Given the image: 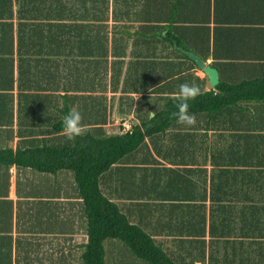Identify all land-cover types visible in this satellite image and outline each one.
I'll return each mask as SVG.
<instances>
[{
    "label": "trees",
    "instance_id": "16d2710c",
    "mask_svg": "<svg viewBox=\"0 0 264 264\" xmlns=\"http://www.w3.org/2000/svg\"><path fill=\"white\" fill-rule=\"evenodd\" d=\"M3 1L11 12L2 17L13 20L14 0ZM75 1L15 0L19 5L21 58L24 56L20 62L21 91L24 88L25 91H48L59 80V69L67 59L72 65L77 52L92 48L95 51L99 48V52L93 53L98 59L96 63L105 65V71L100 72L99 88L105 87L106 91L107 84L104 82L103 87L102 83L108 76L110 2L91 0L97 12L88 18L86 12L82 17L93 19L96 25L85 27L74 21L82 8L79 0ZM3 27V39L15 41L14 23H5ZM85 31H89L86 40L82 38ZM113 34L124 38L123 31L114 30ZM171 36L172 33H168L164 41L174 46ZM177 41L179 48L201 55L183 39L177 37ZM179 54L190 60L183 52ZM214 66L221 70V82L216 89L206 92L204 82L200 81L202 94L190 102L189 111L196 117V124L192 126L177 123L179 97L173 92L179 88L171 89L170 85L159 89L170 92L171 96L164 98V109L153 118L149 112L151 95L138 100L114 97L128 107L124 109V116L130 117L131 109H137L135 120H130L132 128L117 135H108L104 128L108 123L107 106L96 109L97 105L107 102V97L20 96L18 135L22 136L24 127L29 124V136L16 149L0 147V163L7 168L17 166L30 169L34 175L42 174L53 196L60 198L63 194L78 202L76 211L87 235L86 243L81 246L83 264H107V241L121 242L137 262L143 264H207L208 260V264H264V111L254 113L251 109L252 103L264 104V77L232 83L225 78L220 65ZM47 67L50 72L46 71ZM32 68L36 74L32 75ZM24 69H28L29 75L26 71L24 74ZM71 75L74 79V74ZM12 80L14 89L15 79ZM142 82L149 85L148 78ZM71 83L69 79V86L64 88L69 93L77 87ZM139 83L138 79L136 85ZM84 87L78 86L77 91L82 92ZM136 91L141 89L137 86ZM4 100L0 97V124L13 126L15 113L13 110L5 113L8 102ZM60 103L62 108H59ZM32 105L43 106L45 111L39 112V107L30 121L26 114ZM72 109L81 113L84 130L70 140L64 131L63 118ZM49 121L50 127L46 129V126L38 134L30 127V124ZM10 132L13 133V129ZM210 132L215 134L209 137ZM162 162L183 166L161 169ZM208 163L214 166L210 175L207 169L196 168ZM149 174L160 178L167 174L169 182L166 187L157 189L153 182H147ZM209 177L210 191L205 187ZM197 179L202 181L198 183ZM207 201L212 205L210 244L203 240L208 230ZM157 214L189 220L183 225V232L192 240L187 242L190 245L183 246V252L175 261L164 254L162 246L143 228H146L143 221ZM150 223L151 220L147 222L148 227ZM153 231L158 232V227ZM216 236L220 239H213ZM251 240L257 241L260 248ZM251 245L259 249L257 253L251 252Z\"/></svg>",
    "mask_w": 264,
    "mask_h": 264
},
{
    "label": "crops",
    "instance_id": "0c3cea01",
    "mask_svg": "<svg viewBox=\"0 0 264 264\" xmlns=\"http://www.w3.org/2000/svg\"><path fill=\"white\" fill-rule=\"evenodd\" d=\"M84 1L87 2L84 3ZM79 2L82 8L76 13L77 17L74 21L78 25L93 27L96 25L93 24L94 20L87 18L95 15L96 8L91 0H79ZM109 2L108 76L102 83L103 87L105 83L107 84L106 91L105 87L102 90L99 88L100 72L105 71V65L96 63L97 57L95 58L93 53L99 52V48L96 51L92 48L77 52L76 62H72V65L66 58V64L63 66V63V67L59 69V80L53 83L52 88L48 84H43V87L51 89L39 92L38 89H32V91H25V88L24 91L19 89L20 62L24 57L21 58L18 38L20 36L19 5L14 0L13 8L11 7L14 19L10 20L8 17H2V15L9 16L11 10L8 6L5 8V2L0 0V97L8 102L5 113H10L11 110L15 113L13 126L0 124V147L16 149L29 136V124L24 127V134L18 135L17 117L21 95L38 94L57 97L67 94L107 97V102L97 105L96 109H104L107 106L108 123L104 128L108 135H117L125 134L132 128L130 120H135L134 113L137 109H131L133 113L130 117L124 116V109L128 107L122 104L120 98L114 100V97H133L138 100L151 95L149 112L153 118L156 113L164 109V98L171 96L170 92L159 90L165 86L170 85L171 89L173 87L177 89L185 82H195L200 85L202 81L206 92L216 89L217 87L211 88L208 77L190 61L191 59L188 60L179 54V51H182L178 47L177 37L206 57L205 59L196 54L218 70L220 82L221 70L214 65H220L225 78L232 83L264 77V0H109ZM102 10L105 12V9ZM86 12L87 18L84 19L82 16ZM10 22L14 23L15 41L13 42L3 39L5 34L3 25ZM114 30L123 31L124 38L121 39L119 34L114 35ZM88 32H83V39L89 38ZM168 33L176 36V38L172 36V39L170 38V41H174V46L169 41L168 43L164 41ZM78 38L76 36V40ZM25 48L24 46L22 49L24 54ZM63 48L66 49V47ZM64 54L67 55L66 50ZM25 71L29 75L28 69H24V74ZM46 71L50 72V69L47 67ZM31 73L36 74L33 68ZM71 74H74V79ZM13 78L15 79L14 89H12ZM147 78L148 86L145 85L146 82H142ZM69 79H72L73 86H77L70 93L64 89L69 86ZM138 79L141 83L136 85ZM89 82L90 85H87ZM78 86H85L82 92L77 91ZM137 86L141 89L140 92L136 91ZM86 87H88L87 90ZM93 88L96 90L92 91ZM38 108L39 112L45 111L43 106ZM38 108L32 105L31 109L27 110L26 116H29L30 121L35 117ZM59 108H62L61 103ZM251 109L254 113H261L264 111V104L252 103ZM50 123L51 121L30 124V127L38 134L44 131L46 126V129L49 128ZM10 129H13V133ZM212 134L215 133L210 132L208 136ZM162 164L161 169H178L183 166L171 162H162ZM196 168L207 169L210 175L214 166L208 163L205 166L198 165ZM33 175L34 172L30 169H20L17 166L7 168L0 163V264H83L80 257L87 235L76 211L78 202L66 198L63 194L60 198L53 196L48 192L52 188L43 180L45 179L43 175ZM141 176L143 178L142 173ZM202 180H198V183ZM147 182H153L155 186H158L157 189H160V187H166L169 178L167 174L162 178L149 174ZM32 185L36 186L31 187ZM205 187L210 191V177ZM206 204L208 230L203 240L210 244L212 205L210 201ZM149 220L151 223L148 227ZM187 222L189 220L185 217L168 218L157 214L146 222L143 221L146 225V228L144 226L143 228L151 234L158 245L162 246L164 254L175 261L178 254L183 252V246L190 245L187 242L192 240L190 235L183 232L185 228L183 225ZM154 227H158V232L153 231ZM217 237L219 236L213 239H220ZM254 242L257 243L251 240V243ZM115 244L109 243L112 248ZM256 245L260 248L258 243ZM207 246L209 255L210 247ZM250 248L253 254L259 250L256 247L253 248V245ZM127 253L128 251H125L122 254L125 260L119 261L118 264L144 263L137 262L131 254L129 257ZM195 264L202 263L195 262Z\"/></svg>",
    "mask_w": 264,
    "mask_h": 264
},
{
    "label": "clouds",
    "instance_id": "9594fccd",
    "mask_svg": "<svg viewBox=\"0 0 264 264\" xmlns=\"http://www.w3.org/2000/svg\"><path fill=\"white\" fill-rule=\"evenodd\" d=\"M202 94L201 87L195 82H185L179 86L176 95L179 100L176 104V119L178 124L192 126L196 124V117L190 113V102ZM82 115L76 109H72L63 118L64 131L68 134V139L83 133Z\"/></svg>",
    "mask_w": 264,
    "mask_h": 264
},
{
    "label": "water",
    "instance_id": "95a60500",
    "mask_svg": "<svg viewBox=\"0 0 264 264\" xmlns=\"http://www.w3.org/2000/svg\"><path fill=\"white\" fill-rule=\"evenodd\" d=\"M180 50L191 59L197 67L208 77L211 88H216L220 84V75L217 69L208 65L201 57L191 52H187L185 49Z\"/></svg>",
    "mask_w": 264,
    "mask_h": 264
},
{
    "label": "rangeland",
    "instance_id": "374dc122",
    "mask_svg": "<svg viewBox=\"0 0 264 264\" xmlns=\"http://www.w3.org/2000/svg\"><path fill=\"white\" fill-rule=\"evenodd\" d=\"M65 1L66 2H70V3L76 2L75 0L74 1L73 0H65ZM69 7H71V6H69ZM33 186H36V185H32L31 187H33ZM109 243L110 244L111 243H116L115 247L114 248L110 247ZM105 250H106V261H107V264H118L119 261H121V260L124 261L125 259L122 258V254L125 251H128L127 255L130 257V252L127 249V247L124 244H122L121 242H118V241H107L105 243ZM132 261L134 262V260H132Z\"/></svg>",
    "mask_w": 264,
    "mask_h": 264
},
{
    "label": "built area",
    "instance_id": "2783aa9c",
    "mask_svg": "<svg viewBox=\"0 0 264 264\" xmlns=\"http://www.w3.org/2000/svg\"><path fill=\"white\" fill-rule=\"evenodd\" d=\"M130 129H128V131H129Z\"/></svg>",
    "mask_w": 264,
    "mask_h": 264
}]
</instances>
